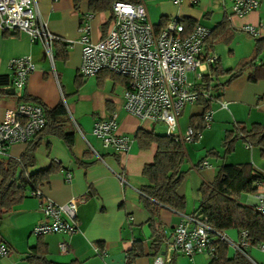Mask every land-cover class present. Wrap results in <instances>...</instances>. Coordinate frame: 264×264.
<instances>
[{
	"label": "crops",
	"instance_id": "obj_1",
	"mask_svg": "<svg viewBox=\"0 0 264 264\" xmlns=\"http://www.w3.org/2000/svg\"><path fill=\"white\" fill-rule=\"evenodd\" d=\"M109 1L110 4L113 1L143 2L149 21L157 29L163 28L172 18L209 29L212 36L204 44L203 54L208 57L215 56L221 68L222 56L219 48L232 45L238 33H242V27H260L258 37L254 38L264 37V0H259L257 10L243 17L231 15V0H197L195 5L189 0H183L178 5L170 0ZM36 6L39 19L61 41L53 44L50 60L43 46L31 43L27 34L0 30V76L7 77L9 82L7 86L0 87V122L7 110L24 103L19 102L23 95L36 98L47 108H53L60 102L64 104L68 114L65 130L72 133L73 143L68 147L61 138L44 135L34 152L35 164L27 169V173L34 174L45 170L51 163L58 167L57 172L39 190L43 198L57 205L82 199L76 211L79 231L71 237L63 234L41 237L33 235V227L42 219L40 206L43 198L33 196L28 190L26 197L0 220V244L7 249V254L0 257V264H32L25 258L36 245L45 246L46 259L59 264H152L155 257L164 256L166 243L170 241L182 216H192L198 199L197 190L201 184H210L214 180L216 171L206 160V155L201 156L196 164H192L193 155L203 144V132L210 127L209 124L207 128H197L199 117H194L200 116L203 108L197 103L200 111L189 115L186 126L181 125L183 109L177 118L181 135L190 126L200 132L198 139L183 146V163H190L187 170H183L182 163L180 170L187 171L188 177L177 189V194L185 200L184 213L160 207L153 210L151 215L140 199V189L147 184L142 170L153 163L157 145L156 142L135 135L138 130H142L163 136L165 133L155 131V126L161 124L141 121L123 110L122 92L125 84L113 77L114 75L107 72L86 78L78 75L81 55L78 39L82 20L86 15H93L88 26L91 40L97 41L107 31L111 18L110 9L92 11L89 0H36ZM70 41L71 44L68 43ZM24 56L31 58L34 71L28 76L19 97L18 91L13 90L14 77L8 63L11 59ZM222 69L234 71L232 68ZM209 71L210 66H207L202 79ZM248 75L249 71L247 75L233 80L219 92L220 98L211 103L209 111L212 112L214 121L212 130L217 131L226 121L227 118L221 116L225 110L229 112L234 125L241 124L245 127L247 125L242 120V114L246 108H249L248 119L251 118L254 106H257L260 114L264 113V79L252 82ZM92 77L95 78L97 86L93 105ZM107 81L113 82L111 88L105 87ZM201 82L202 80L198 84ZM214 103L216 106L213 108ZM221 103L226 104V109H222ZM111 114L116 115V134L130 139L129 149L124 154L104 149L101 141L91 134L93 124L107 119ZM253 124L261 125L260 122ZM219 131L222 133L223 130L220 128ZM31 141L27 144L11 145L7 155L0 156V164L7 159L20 158ZM250 158L253 160L252 156ZM204 163L208 167L202 169L201 165ZM236 164H248L252 168L254 166L244 159ZM189 177L195 180L192 181V187ZM236 234L238 238L239 232L236 231ZM231 236L230 234L229 237L232 238ZM60 243L67 245L66 252L60 251ZM234 253L228 250L227 257H232ZM245 253L251 263L264 264V252L256 247L248 248ZM209 260L205 254L197 253L187 257L175 253L167 264H208Z\"/></svg>",
	"mask_w": 264,
	"mask_h": 264
},
{
	"label": "built area",
	"instance_id": "obj_2",
	"mask_svg": "<svg viewBox=\"0 0 264 264\" xmlns=\"http://www.w3.org/2000/svg\"><path fill=\"white\" fill-rule=\"evenodd\" d=\"M170 1L178 5L183 0ZM189 1L197 3V0ZM258 7L259 0H231V15L243 17ZM92 17L86 15L79 27L81 55L78 75L86 78L107 72L123 78L127 85L122 92V107L127 114L141 121L163 125L166 136L175 143H192L198 139L200 132L191 126L181 135L177 118L184 106L197 104L206 97L199 90L198 83L202 80L205 68L216 60L215 56L203 54L205 41L211 31L194 25L186 32L178 18H172L163 28L156 29L148 19L143 2L115 1L111 6L107 31L102 38L92 41L88 26ZM259 28L244 26L241 31L251 37H258ZM0 30L27 34L31 43L43 46L50 60L53 44L61 41L39 19L36 0H0ZM68 43L71 44V41ZM8 68L19 96L28 76L34 71V64L30 57L24 56L11 59ZM221 107L225 108V104L221 103ZM211 121L212 112L206 111L202 115L203 127L207 128ZM45 123L43 110L39 106L20 103L7 110L0 122V156L7 155L11 145L27 144L44 128ZM117 127L116 115L111 114L107 119L96 121L91 134L101 141L104 149L124 154L129 149L130 139L117 135ZM207 167L206 163L201 165L202 169ZM257 176L254 192L250 194L253 202L247 205L255 215L264 217V173L257 171ZM32 195L43 198L40 190L32 192ZM81 201L73 199L64 205H57L43 198L40 206L42 219L33 227L32 234L37 237L48 234L71 237L77 233L79 225L76 211ZM219 243L227 245L246 259L248 256L245 251L253 247L247 242L245 231H240L238 238L231 241L225 231L215 230L205 222L185 215L166 243L164 256L155 257L152 264H167L175 253L187 257L199 253L213 259ZM256 248L264 252V246ZM59 249L66 252L67 245L60 243ZM6 254L5 245L0 244V257Z\"/></svg>",
	"mask_w": 264,
	"mask_h": 264
},
{
	"label": "trees",
	"instance_id": "obj_3",
	"mask_svg": "<svg viewBox=\"0 0 264 264\" xmlns=\"http://www.w3.org/2000/svg\"><path fill=\"white\" fill-rule=\"evenodd\" d=\"M113 2L110 4L109 0H89V6L92 11L107 8L111 11ZM182 23L186 32H189L194 26L192 23H185L184 21ZM211 36L212 32L205 43ZM254 47L257 55L264 49V37L255 39ZM210 70L199 85V90L206 94L205 98L198 101L203 112L200 116L194 117H199L197 128L200 130L203 128L202 115L209 111L211 103L220 98L219 92L233 80L239 78L242 72L248 70V78L252 82L264 79V62L256 64L255 56L248 62H243L235 71L223 70L219 66L218 59H216L210 66ZM219 75L226 76V80L220 82ZM113 77L122 80L125 86L127 85L123 78ZM8 84V78L0 76V87H5ZM20 101L35 103L42 107L46 123L44 128L34 136L27 150L18 160L7 159L6 162L0 164V220L26 197L28 190L31 193L39 190L43 183L47 182L48 178L57 172L58 167L51 163L45 170L34 174L27 173V169L35 164L34 152L41 138L44 135L55 136L61 138L68 147L73 143L72 133L65 130L68 114L63 103L60 102L53 108H47L36 98L25 95L19 99ZM135 136L156 142L157 145L153 163L145 166L142 170V175L146 178L147 184L140 189V199L145 208L151 215L153 210L160 207L177 213H184L185 200L177 194V189L186 173L180 170L185 159L184 144L175 143L166 134L156 136L142 130H138ZM238 137L245 141L249 147L253 145L264 147V125L254 124L252 130H248L245 126L236 124L234 130H229L223 139L226 152L233 149V143ZM208 154L214 153L211 151ZM215 156L219 157L218 152L215 153ZM257 178V171L248 164H221L216 170L213 182L201 184L197 190V206L192 217L205 222L209 227L218 231H245L247 242L251 246H264V217L255 215L251 207L238 201L241 194L254 192V183ZM228 250L227 245L219 243L216 247L215 257L210 259L208 264H253L240 253H234L232 257L228 258ZM46 254L45 246L36 245L31 248L30 254L25 259L32 264H59L47 260ZM68 264L78 263L70 262Z\"/></svg>",
	"mask_w": 264,
	"mask_h": 264
},
{
	"label": "rangeland",
	"instance_id": "obj_4",
	"mask_svg": "<svg viewBox=\"0 0 264 264\" xmlns=\"http://www.w3.org/2000/svg\"><path fill=\"white\" fill-rule=\"evenodd\" d=\"M255 39L257 38L251 37L246 33L242 32V33H238L237 38L233 40L232 45H230L229 47L221 46V48L219 49L221 50V56H222V63H221L222 68L225 69L232 68L235 71L237 68L240 67V65L243 62L245 61L248 62L254 56L256 58V64L258 62H264V49H262L260 53H258L257 55L255 53L254 50ZM247 73L248 70L242 72V75L245 76L247 75ZM226 78L227 77L224 75H219L218 79L220 80V82H224ZM112 85H113L112 81H107L105 83L106 88H111ZM96 93H97V86H96L95 78L92 77V105L95 104L96 99L94 96L96 95ZM198 104L186 105L184 106V108H182L183 110L181 115V125L184 124L183 126H186L189 115L198 113L200 111V105ZM215 106L216 104L214 103L212 107L214 108ZM256 107L257 106H254L250 119H248L247 117L249 108H246L243 111L242 120L247 125L246 128L248 130H252L254 125L253 122H258V123L260 122L261 125H264V113L260 114ZM222 109H226V104H225V108ZM221 116L227 118L225 121L227 124L223 122V124L219 127V129L221 128V130H223L222 133H220L219 129L217 131L211 129L214 125L213 124L214 121H212L210 123V127L205 129L203 132V136H204V139L202 141L203 144L199 146V149L193 155L192 164L193 165L196 164L201 159V156L206 155L207 156L206 160L210 163L211 167L216 171L218 166H220L221 164L232 165L236 163H241V161L244 159V160H248L252 166L253 165L255 166V167L253 166L254 170L264 173V147L253 145L252 147L249 148L247 147L246 142L243 141L240 137H238L233 143V149L230 152L225 151L223 139L225 138V135L229 130H234L235 125L233 124V120L232 118H230L231 116L228 111L226 110L223 111V114ZM155 131L157 133H165V127L162 125H156ZM211 151L214 154H208ZM216 152H219V157L215 156ZM250 156H252L253 160H251ZM183 166H184L183 170H187L190 168V163L188 161H185L183 163ZM186 177H188V175L185 173L184 179ZM188 179H191V187H192V181L195 180L190 177ZM188 193H190L189 190ZM238 201L243 205L252 203L251 196L249 194H241ZM195 205L197 206V201ZM225 232L228 237L231 234L232 238H237L236 231L227 230ZM232 238H230V240L235 241ZM229 250L234 252L233 249L231 248H229Z\"/></svg>",
	"mask_w": 264,
	"mask_h": 264
},
{
	"label": "water",
	"instance_id": "obj_5",
	"mask_svg": "<svg viewBox=\"0 0 264 264\" xmlns=\"http://www.w3.org/2000/svg\"><path fill=\"white\" fill-rule=\"evenodd\" d=\"M15 92H17V90L16 89H13Z\"/></svg>",
	"mask_w": 264,
	"mask_h": 264
}]
</instances>
